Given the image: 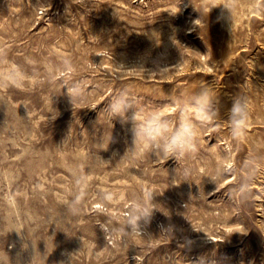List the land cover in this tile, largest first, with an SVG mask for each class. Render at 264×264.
<instances>
[{"label": "rangeland", "instance_id": "rangeland-1", "mask_svg": "<svg viewBox=\"0 0 264 264\" xmlns=\"http://www.w3.org/2000/svg\"><path fill=\"white\" fill-rule=\"evenodd\" d=\"M122 90L195 151L133 146ZM0 264H264V0H0Z\"/></svg>", "mask_w": 264, "mask_h": 264}, {"label": "clouds", "instance_id": "clouds-1", "mask_svg": "<svg viewBox=\"0 0 264 264\" xmlns=\"http://www.w3.org/2000/svg\"><path fill=\"white\" fill-rule=\"evenodd\" d=\"M4 79L13 86L23 82L22 73L18 67L9 66V71L4 74ZM68 94L73 99L74 96L79 95V90L76 87L68 88ZM127 91L122 90L110 99L107 105V116L110 119L120 118L124 122H131L133 133V146L142 145L144 151H150L154 155H163L165 161L169 158H174L180 162L188 153L195 151V136L196 129L194 127L192 118L186 114L187 110L183 104L176 105L177 120L176 124L169 128L167 119L164 113L159 110H154L143 118L137 117V112H133L131 117H128L127 111L130 104L127 100ZM209 93L202 92L195 100L193 110L199 116L203 117L207 111L209 103ZM231 127L234 134H242L244 130L243 117L237 118L242 113V107L239 103H234L231 110ZM188 173L185 172L187 177ZM219 177L211 178L213 182ZM152 193H145V199L150 201L153 198ZM151 208L143 210L144 215L151 213Z\"/></svg>", "mask_w": 264, "mask_h": 264}]
</instances>
